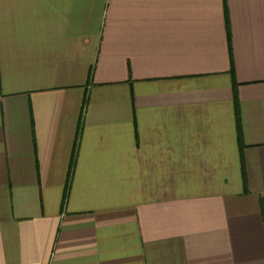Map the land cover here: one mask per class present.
Listing matches in <instances>:
<instances>
[{"label":"crops","instance_id":"1","mask_svg":"<svg viewBox=\"0 0 264 264\" xmlns=\"http://www.w3.org/2000/svg\"><path fill=\"white\" fill-rule=\"evenodd\" d=\"M225 2L0 0V264H264V0Z\"/></svg>","mask_w":264,"mask_h":264},{"label":"trees","instance_id":"2","mask_svg":"<svg viewBox=\"0 0 264 264\" xmlns=\"http://www.w3.org/2000/svg\"><path fill=\"white\" fill-rule=\"evenodd\" d=\"M224 10H225V20H226V29H227V35H228V39H229V25H228V19H227V9H226V2L224 0ZM243 177H244V174H243ZM245 179V177H244ZM264 210V208H263Z\"/></svg>","mask_w":264,"mask_h":264}]
</instances>
